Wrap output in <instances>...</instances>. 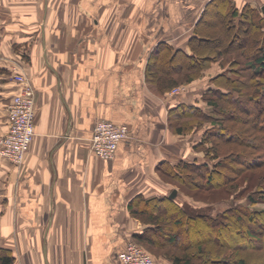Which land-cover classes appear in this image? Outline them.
Masks as SVG:
<instances>
[{
    "label": "crops",
    "instance_id": "crops-1",
    "mask_svg": "<svg viewBox=\"0 0 264 264\" xmlns=\"http://www.w3.org/2000/svg\"><path fill=\"white\" fill-rule=\"evenodd\" d=\"M219 3L264 18V0H0V132L14 75L35 108L23 163L0 157V247L12 264L119 263L148 226L132 210L174 189L163 172L174 93L151 86L150 55L160 42L189 53L193 24ZM98 119L129 128L109 159L89 149Z\"/></svg>",
    "mask_w": 264,
    "mask_h": 264
},
{
    "label": "trees",
    "instance_id": "trees-1",
    "mask_svg": "<svg viewBox=\"0 0 264 264\" xmlns=\"http://www.w3.org/2000/svg\"><path fill=\"white\" fill-rule=\"evenodd\" d=\"M215 7L218 6L215 4ZM215 9L205 11L196 22L188 38L189 53L182 49H175L166 42L156 45L150 55L149 76L152 87L159 93H163L180 84H188L198 79L200 71L211 64L217 63L223 68L228 62L226 70L230 74H227L224 69L210 77L214 88L209 87L206 93L202 90L200 98L191 103L178 100L179 102L168 110L169 128H173V132L177 134L199 131L203 128V123H209L206 128L204 125L200 138L193 144L194 150L203 149L206 153L205 158L200 160L199 157H194L189 161L180 160L178 163L165 165L163 172L190 187L193 184L196 187L213 190L226 186V189L235 192L239 189L238 182L228 183L227 180H231V176L223 174V169H228L238 176L243 173V170L264 166V30H262L264 18L259 10L248 6L241 11L229 4L220 5ZM207 12L212 13L214 23H219V26L214 25L216 42L213 44L218 48L213 50L201 45L207 39L200 35V31H204L200 27ZM237 16L240 18L236 19ZM223 22H226L227 26H223ZM207 25L209 27L211 22ZM205 29L207 31V28ZM243 35L246 36V42H241L244 43V48L240 51H232V40L241 39ZM203 53H205L204 58H202ZM237 64L239 67H236ZM205 105L210 108V111ZM233 106L235 108H232ZM232 110L246 117L240 119L238 116L231 115L232 120L244 125L242 131L235 130L231 124L228 127L223 123L230 117ZM221 141L225 144L239 143L246 146L248 151L241 150L234 156L221 155L218 147ZM249 178L253 180L252 177ZM218 180H224V182H218ZM248 180H243L245 185L251 182ZM256 180L253 189L250 188L246 194L251 204L264 201L262 186L264 175ZM176 197L177 193L172 198L165 196L148 199L144 203L145 206L143 205L144 208L136 205L132 210L137 217L148 223V226L141 234H137L134 240L149 250L162 245L178 247L177 251L164 253V258L171 264H247L246 258L239 253L236 246L233 247L230 255L212 257L210 250L205 249L202 242L190 241L191 227L195 228L197 233H201V226L206 225L213 227L214 234L223 235L226 226L235 222L244 223L246 229L239 238L245 241L255 239L264 243L261 239V234L264 232V209L257 210L249 205L234 206L212 215L199 213L183 202L180 204ZM232 215L235 218L231 217ZM257 223L259 225L252 227V224ZM215 244L223 243L220 241ZM245 244L243 242L240 246L245 248L247 247ZM223 247L231 249V247ZM192 248L194 251L191 250ZM200 257L203 260L196 263L195 261H198ZM13 260L14 256L11 252L0 247V264H12Z\"/></svg>",
    "mask_w": 264,
    "mask_h": 264
},
{
    "label": "rangeland",
    "instance_id": "rangeland-1",
    "mask_svg": "<svg viewBox=\"0 0 264 264\" xmlns=\"http://www.w3.org/2000/svg\"><path fill=\"white\" fill-rule=\"evenodd\" d=\"M219 4L223 5L221 3H219ZM211 16H212V13H208V12L206 13V15L204 17L205 18L204 22L201 24L202 26L200 27V29H203L204 31L203 32L200 31V35L202 37H204L205 39L206 38L208 39V40L207 39L204 40V42L201 45L203 47H206V48H212V50H213V49L218 48V47H214L213 44H214V42H216L214 40L215 39L214 37H216V35H215L216 31L214 29V25L219 26V23H217V22L214 23L215 20H213V17H211ZM208 22L209 23L211 22V25L209 27H207ZM195 26H196V21L193 24L192 31H193ZM220 26H221V24H220ZM223 26H227V23L223 22ZM205 28H207V31H205L206 30ZM262 30H264V25L262 27ZM212 31H215V32L213 33ZM209 33H211V35ZM213 35H215V36H213ZM232 41L233 42H232L231 50L232 51H237V50L240 51L241 49L244 48L243 47L244 43H241V42H246V36L242 37L241 39L240 38L233 39ZM203 55H205V53L202 54V58H204ZM227 63L225 64L226 67L224 66L223 68L220 67V65H217V63L211 64L209 67H206L200 71V73H199L200 76L198 77V79H195L197 81H195L193 83L190 82L188 84H180V85L174 87L172 89V92L174 93V96L172 98L173 105H175L177 102H179L178 100H180V101L183 100L187 103H191V102L197 100V98H200L198 95L200 94V92L202 90L206 93V91L209 87L214 88L215 86L211 82L210 77L215 75L219 70H222V71L224 69L226 70ZM236 67H239L238 64L236 65ZM226 72H227V74L229 73L228 70H226ZM149 78H150V76H149ZM196 88L198 89L197 94H196V91H197ZM155 91L157 93H159V91H157V90H155ZM183 94H185V96H186L184 99H182V96H181ZM205 95H207V94H205ZM205 107L207 110L210 111V108L207 105H205ZM232 108H235V107L233 106ZM231 115L233 117L238 116V117H240V119H244L246 117L243 114H240L238 111L232 110L230 112V115H229L230 117L223 121V123L228 125V127L233 125L235 130L237 129L238 131H242V129H244V125L239 124L240 122H236V121L232 120ZM204 125L206 128L209 126V123L208 122L203 123V128L200 129L199 131H190V132L188 131L186 133H179V134L173 132V130H174L173 128L171 129L173 134H174L173 135V141H172V149H173L172 154L174 156L172 158V164L178 163L180 160L181 161H184V160L189 161V160L194 159V157L195 158L199 157L200 160H201V158L202 159L205 158L204 156L206 155V153L203 151V149H200L199 151L193 149V144L200 138L201 133L204 129ZM208 144H209V142H208ZM218 144H220V145H218V147H219V152L221 153V155L227 154L229 156H234L235 154L239 153L241 150H245V151L247 150L248 151V148L246 146L244 147L239 143L238 144L237 143L225 144L221 141ZM205 147L207 148V145ZM208 147H209V145H208ZM222 171H223L222 172L223 174L225 173V174L231 176V180H227V178H226L228 183L238 182V188L239 189H237L235 192H231L228 189H226V186H222L221 188H216L213 190L205 189V187H196V186H193V184H191L192 186L190 187L186 184L185 185L181 184L179 181L175 180L170 175H165V178L168 182H170V184H172V188L176 189L177 201L180 204H182V202L185 204H188L195 211H199V213H208V214L215 215L218 212H221L224 209H227L229 207H234V206L244 207L246 205L247 206L249 205V206H251L257 210L264 209V201L263 202L258 201L255 204H251L249 202V200L246 198L247 191L250 188H252L253 185H255V182H257L256 179L258 177L264 175V166L260 167V168L253 167L252 169L243 170L242 171L243 173L239 174L238 176L235 174H232L231 171H229L228 169H223ZM249 177H252L253 180H251V178H249ZM248 178L250 180H248ZM214 180H216V179H214ZM224 180H221V181L218 180V182H222V181L224 182ZM243 180H248V182L249 181H251V182L247 183V185H245L246 183ZM262 186L264 187V182H263ZM231 217H234V216L232 215ZM257 225H259V223L252 224V227H256ZM212 229H213V227L204 225V226H201L202 232L197 233V231H195L196 229L191 227L190 232H189L191 237L189 239L191 242L193 241L194 243L202 242L203 247L205 249L210 250V255L212 257H219V255H224V256L230 255L233 251L232 250L233 247L236 246L235 248L239 250V253L246 258L247 264H264V243L260 242L259 240H255V239H252L251 241H245L244 239H240L241 237L239 238V236H241L245 232L246 225H244V223H239V222L236 223L235 222V224H231L228 227L226 226L224 231H223V235L217 234V233L214 234L212 232ZM261 235H262L261 239H263L262 241H264V232ZM219 238H220V241H222V243H223L222 245L221 244H215L218 242L220 243ZM245 239L247 240L248 238H245ZM243 242L246 243L245 245H247V247L243 248L240 246V244ZM228 243H230V245ZM140 245L143 248H145L158 261L161 260L159 257L164 258L165 252L172 253V252L178 250V247H176L174 245H172V246L171 245H165V246L162 245V246L155 247L154 249L152 248L150 250L147 249L144 245H142V244H140ZM223 246L231 247V249L224 248ZM191 250L194 251L193 248ZM164 259H166V258H164ZM202 260H203V258L200 257L198 259V261H195V262L199 263V261H202Z\"/></svg>",
    "mask_w": 264,
    "mask_h": 264
},
{
    "label": "built area",
    "instance_id": "built-area-1",
    "mask_svg": "<svg viewBox=\"0 0 264 264\" xmlns=\"http://www.w3.org/2000/svg\"><path fill=\"white\" fill-rule=\"evenodd\" d=\"M13 80L21 86L6 106L7 126L0 132V157L20 166L34 135L35 108L33 89L25 78L16 74ZM128 136L127 125L98 119L93 125L89 149L99 157L109 159L115 155L118 143ZM118 256V264H161L134 240H129Z\"/></svg>",
    "mask_w": 264,
    "mask_h": 264
},
{
    "label": "water",
    "instance_id": "water-1",
    "mask_svg": "<svg viewBox=\"0 0 264 264\" xmlns=\"http://www.w3.org/2000/svg\"><path fill=\"white\" fill-rule=\"evenodd\" d=\"M261 12L264 14V4L261 6ZM177 191L176 189H173L170 194H169V197L172 198L176 195Z\"/></svg>",
    "mask_w": 264,
    "mask_h": 264
}]
</instances>
